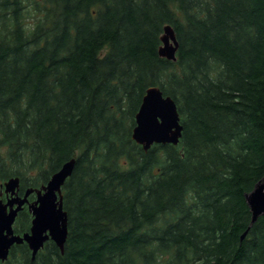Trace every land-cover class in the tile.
<instances>
[{
  "label": "trees",
  "instance_id": "1",
  "mask_svg": "<svg viewBox=\"0 0 264 264\" xmlns=\"http://www.w3.org/2000/svg\"><path fill=\"white\" fill-rule=\"evenodd\" d=\"M152 87L183 133L145 151ZM0 151L21 192L76 159L64 253L15 245L1 264H264V215L242 238L264 177V0H0ZM31 221L25 207L16 233Z\"/></svg>",
  "mask_w": 264,
  "mask_h": 264
},
{
  "label": "water",
  "instance_id": "2",
  "mask_svg": "<svg viewBox=\"0 0 264 264\" xmlns=\"http://www.w3.org/2000/svg\"><path fill=\"white\" fill-rule=\"evenodd\" d=\"M161 57L176 61L179 47L175 32L171 26H165L162 36ZM183 126L177 105L171 97H165L158 87L149 88L136 115V127L133 140L145 151L154 145H179ZM76 159H71L56 172L49 182L40 189H28L19 195L20 179L11 178L0 184V264L8 261L12 247L27 244L32 252V261L44 249L46 242L52 241L64 253L68 236V215L63 206V186L71 177ZM6 194V201L3 195ZM35 194L36 200L29 202ZM251 210V227L264 215V177L254 190L246 195ZM28 204L33 216L30 232L23 235L15 233L14 225L18 214Z\"/></svg>",
  "mask_w": 264,
  "mask_h": 264
},
{
  "label": "flooded vegetation",
  "instance_id": "3",
  "mask_svg": "<svg viewBox=\"0 0 264 264\" xmlns=\"http://www.w3.org/2000/svg\"><path fill=\"white\" fill-rule=\"evenodd\" d=\"M28 190V189H27ZM27 190H25L24 192H21L22 191V189H21V186H20V188H19V195L20 196H23L25 193H26V191ZM6 199H7V196H6V194H4L3 195V200H5L6 201ZM36 200V198L34 197L33 199H31V197H29V202L30 203H32V202H34ZM25 207H27L28 208V210H29V205L28 204H26L24 207H23V209L25 208ZM22 209V210H23ZM22 210L20 211V212H22ZM29 212H30V210H29ZM31 213V212H30ZM18 216H19V214H18ZM31 216H32V214H31ZM17 219H18V217H17ZM17 219H16V222H17ZM32 220H33V216H32ZM16 222H15V225H16ZM15 225H14V230H15ZM31 226H32V221H31ZM31 226H30V228H29V231L28 232H30V229H31ZM15 233H16V231H15ZM25 233H27V232H25ZM25 233H22V234H19V235H23V234H25ZM17 234V233H16ZM47 243V242H46ZM27 245V244H26ZM28 246V245H27ZM29 248V247H28ZM42 251V250H41Z\"/></svg>",
  "mask_w": 264,
  "mask_h": 264
},
{
  "label": "rangeland",
  "instance_id": "4",
  "mask_svg": "<svg viewBox=\"0 0 264 264\" xmlns=\"http://www.w3.org/2000/svg\"><path fill=\"white\" fill-rule=\"evenodd\" d=\"M36 19H37V18H36V16H35V13L31 10L30 15H29L28 18L26 19V24H28V26H30V25H32V24L35 22ZM0 153H1L0 155L3 157V156H4V152L0 151ZM29 176H30L31 178L38 179L36 173H34V174H30ZM34 197H35V196H34Z\"/></svg>",
  "mask_w": 264,
  "mask_h": 264
}]
</instances>
